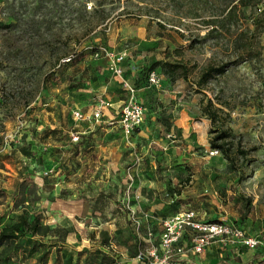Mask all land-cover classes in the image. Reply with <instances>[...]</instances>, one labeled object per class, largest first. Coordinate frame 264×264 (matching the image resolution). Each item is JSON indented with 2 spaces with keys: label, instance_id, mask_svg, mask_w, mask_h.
I'll list each match as a JSON object with an SVG mask.
<instances>
[{
  "label": "rangeland",
  "instance_id": "rangeland-1",
  "mask_svg": "<svg viewBox=\"0 0 264 264\" xmlns=\"http://www.w3.org/2000/svg\"><path fill=\"white\" fill-rule=\"evenodd\" d=\"M223 2L0 0V189L5 192L0 197V229L14 218L13 194L25 179L33 188L24 206L41 214L49 229L62 227L73 233L71 223L79 220L50 212L44 201L45 194L50 192L41 191L39 186L41 180L52 183L57 180L54 162L61 156L57 153L66 150L70 141L75 142L68 133L87 134L91 130L87 118L98 103L92 94H101L113 104L120 105L124 100L119 80L107 71L102 58L93 57V50L104 47L125 54L124 73L144 102L146 114L142 128L146 140L135 146L139 151L149 146L154 152V179L173 184L170 188L173 192L181 190L177 185L183 188L188 184L192 172L171 158L170 150L179 147L180 150L191 148L193 153L201 150L207 153L215 130H227L233 142L248 151L246 161L239 163L237 170L230 169L219 154L212 158L207 155L206 174L203 169L195 171L212 183V187L207 185L205 195L219 190V210L214 206L209 211L212 215L219 211L218 220L212 217L207 222L223 223L244 235L260 236L263 245L259 247H264V0L258 5L259 10L238 21L239 29L249 25L246 38L253 43L258 40L260 56L229 67L201 92L195 91L202 70L234 60L233 38L229 33H234L236 28L203 40L211 30L212 24L207 25L208 22L219 21ZM253 20L258 24L259 34L252 32ZM68 56H74L69 64L58 65ZM158 61L184 65L186 78L178 71L177 77L171 79L165 74L169 68H156L153 71L159 75L160 85L151 86L147 81L148 69ZM68 86L74 90L70 91ZM208 100L219 110L216 123L202 113ZM77 109L85 122L73 119L72 112ZM182 122L184 128L174 127ZM130 143L133 144L132 138ZM46 149L53 158L43 156ZM147 155L133 154L127 172L135 177L141 164L147 168ZM136 158L140 164L132 172ZM63 181H57L62 187L60 192L72 194V185ZM125 188L118 193L119 201L125 198ZM241 198L250 200L246 219L239 212ZM77 230L82 233L66 235L70 245L64 241L72 252L100 245L101 235L91 236L92 231L84 230L83 226ZM51 240L47 236L40 242L47 245ZM240 249L219 242V264H256L251 255L241 254ZM35 256L22 259V264L32 263Z\"/></svg>",
  "mask_w": 264,
  "mask_h": 264
},
{
  "label": "crops",
  "instance_id": "crops-1",
  "mask_svg": "<svg viewBox=\"0 0 264 264\" xmlns=\"http://www.w3.org/2000/svg\"><path fill=\"white\" fill-rule=\"evenodd\" d=\"M115 80L117 79L115 78ZM127 80L135 87L131 80L128 78ZM68 88L70 91L74 90L71 86ZM92 96L97 98V101L110 102L101 94H92ZM101 97L103 99H100ZM122 97H125L124 92ZM137 99L144 105V102L139 99L138 91ZM74 101L78 100L74 99ZM122 103L119 105L111 102V108L103 111L100 123L87 120V126L91 128L87 134L77 131L68 133L70 138L75 135L76 141H70L66 150L57 153V156L61 155L56 163L54 162L56 169L54 176L59 175L57 180L53 183L50 180H41L39 188L41 191L50 192L44 197L45 205L50 209V212L63 214L65 218L79 220L78 223L75 220L73 224L71 223L73 233H68L67 236L74 233L80 234L81 230H77V227L82 226L84 230L92 231L90 232L91 236L98 237L101 233H106L109 236V248L98 245L92 248L82 247V249H99L105 253L114 254L119 264H143L136 261V256L140 252L148 251L158 245L163 221L169 220L185 210L194 211L195 221L198 222L211 221L212 217H216L215 219L218 220L219 211L214 215L209 211L214 206L219 210V190L216 188L213 194L205 195L207 194V185L210 184L212 187V183L204 179L201 173L196 175L197 171H200L198 169H203L205 174L209 171L206 167L208 164L206 159L209 157L207 153H204L206 152L204 150L198 151V153H193L191 148L180 150L179 147H176L170 150L171 158L183 163L185 168L192 172L188 184L183 188L181 185H177L181 190L175 191L176 194L170 189L173 184L166 182L165 179L159 181L154 179L153 177L156 176L154 152L150 150L149 146L141 148V151L135 146L140 140H146L142 126L133 134V144H128L122 136L117 120V112ZM174 127L178 130L182 129L185 127V123H175ZM48 151L49 149H46L43 156L53 158L54 156H50ZM140 152L143 155L148 153L149 164L147 168L141 164L139 170L136 171V178L131 173L134 179V188L140 199L138 201L131 199L127 205L125 198L123 201H119L118 193L123 192L128 184L127 165L132 161L133 154L140 155ZM182 159L183 161H180ZM144 171L146 173H143ZM146 176L148 177L146 178ZM44 178L48 179L46 177L41 179ZM70 178L71 180H68ZM62 179H66V181ZM59 180L65 182V185H72L70 190H73L71 191L73 193L69 195L66 192H60L62 187L57 182ZM218 185L216 184V186ZM47 197H49L48 200ZM123 203L125 204L123 205ZM190 237L191 231L186 230L182 238L184 246L190 244ZM65 243L70 245L67 238ZM129 251L134 253H128ZM47 264H51V262L48 261ZM188 264H219V243L208 248L203 258L201 255L192 257Z\"/></svg>",
  "mask_w": 264,
  "mask_h": 264
},
{
  "label": "trees",
  "instance_id": "trees-1",
  "mask_svg": "<svg viewBox=\"0 0 264 264\" xmlns=\"http://www.w3.org/2000/svg\"><path fill=\"white\" fill-rule=\"evenodd\" d=\"M222 15L217 22H208L207 25H211L207 34L203 40L210 39L214 34L219 36L222 33L229 32L233 27L236 28L234 33H229L233 38L232 45L233 59L220 64L219 66H208L199 74L198 79L195 82V91L201 92L205 87L208 86L209 82L218 76H222L231 66H236L239 63L252 61L260 56V52L257 50L259 47L258 40L248 41L246 36L248 34L249 25L245 29L238 28V21L240 17L251 15L253 10L258 9V5L261 4L262 0H223ZM253 20L252 32H257L258 24ZM239 29V30H238ZM93 50L92 53H95ZM74 58V56H72ZM71 59V61L73 60ZM70 61V62H71ZM68 63L61 64L59 61L58 65H67ZM156 68H169L165 70V74L171 79L177 77L175 73L180 72V76L186 78L187 68L179 63H168V62H154L148 69V74ZM164 71V70H163ZM147 74V76H148ZM126 78V76H125ZM127 79V78H126ZM219 110L215 108L211 100L207 101L204 106L202 113L212 123L217 121V112ZM213 137L210 139V149L217 150L219 154L228 163L230 169L237 170L238 164L240 165L246 161L248 151L243 149L239 144L233 142V136L227 130H215ZM25 155L31 156L30 153ZM29 184L26 188L25 185ZM33 185L29 180H22L16 189V193L13 194L12 199V211L16 214L12 221L4 224L0 229V264H22L23 260L30 258L34 255V261L29 264H47L48 261L51 264H119L114 254L105 253L102 250H86L72 252L65 244V238L68 231L62 227H55L49 229L42 221L41 214L30 212L24 203L30 197V189ZM5 195L4 190L0 189V197ZM250 200L241 198V206L239 212L241 218L246 219L249 212ZM218 223V222H209ZM51 237L49 244L45 245L40 242L41 238ZM109 236L106 233H101L100 245L101 247L109 248ZM237 248V247H236ZM240 253H248L251 255V260L255 261L256 264H264V247H257L254 251L250 252L245 247H238ZM52 249V252H50ZM70 249V250H69ZM260 249V250H259ZM241 254L239 257H241Z\"/></svg>",
  "mask_w": 264,
  "mask_h": 264
},
{
  "label": "built area",
  "instance_id": "built-area-1",
  "mask_svg": "<svg viewBox=\"0 0 264 264\" xmlns=\"http://www.w3.org/2000/svg\"><path fill=\"white\" fill-rule=\"evenodd\" d=\"M93 57L102 58L106 63L107 71L119 80L120 87L125 94V99L118 113V124L124 140L129 143L135 131L144 123L146 108L137 99V89L125 78L123 62L124 53H115L107 48L100 47L93 53ZM73 57L68 56L60 60V63H68ZM148 83L153 87H159L160 77L156 72L148 74ZM111 104L105 100H99L95 108L92 109L90 119L92 122L100 123L103 111L111 108ZM74 120H84L79 111H73ZM76 141L75 137H72ZM209 157L219 156V152L210 149L207 152ZM140 164V159L136 158V170ZM140 199L134 188L133 176L129 173L128 184L125 188L126 204ZM195 212L192 210L182 211L169 220L162 222V234L157 246L146 252H140L136 256L137 262L145 264H188L192 257L204 253L208 248L216 243H221L226 247H245L248 251H254L258 246L263 245L260 236L244 235L237 229L223 223H209L195 221ZM186 230L191 231L190 244L184 246L182 238Z\"/></svg>",
  "mask_w": 264,
  "mask_h": 264
}]
</instances>
